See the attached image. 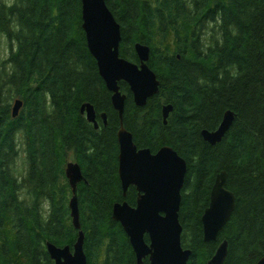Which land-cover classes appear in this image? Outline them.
Instances as JSON below:
<instances>
[{"label": "trees", "instance_id": "1", "mask_svg": "<svg viewBox=\"0 0 264 264\" xmlns=\"http://www.w3.org/2000/svg\"><path fill=\"white\" fill-rule=\"evenodd\" d=\"M105 1L120 25V56L138 63L134 44L147 45L159 81L144 106L119 83L122 124L138 148L171 146L187 165L178 212L187 264H206L224 240L222 264H254L264 256V0ZM81 25V0H0V264H53L46 241L73 245L68 161L83 175L76 196L87 264H137L112 218L113 204L133 206L137 193L130 186L123 196L120 121ZM85 102L98 128L80 113ZM227 110L234 119L211 145L201 130L215 129ZM222 170L235 208L206 242L201 215Z\"/></svg>", "mask_w": 264, "mask_h": 264}, {"label": "water", "instance_id": "2", "mask_svg": "<svg viewBox=\"0 0 264 264\" xmlns=\"http://www.w3.org/2000/svg\"><path fill=\"white\" fill-rule=\"evenodd\" d=\"M81 20L87 48L96 61L106 89L111 93V104L120 121L117 131V173L122 193L125 196L130 186L137 193L133 206L125 200L115 202L112 218L119 222L128 237L137 264H143L145 258L148 259V264H187L191 251L181 245L182 227L178 219L181 190L187 172L186 162L168 145L155 152L149 148H138L131 132L122 124L126 95L120 90V82L129 86L133 102L137 106H144L148 98L158 93L159 81L147 64L150 49L139 42L134 44L138 63L120 56V25L105 0H81ZM21 106L22 100L15 99L11 109L12 117L18 115ZM171 109L170 104L162 107L164 123ZM80 113L85 115L94 128H98L91 103H83ZM100 118L105 125V113H101ZM233 119V112L227 110L215 129L201 130L202 138L211 145L218 143ZM65 176L72 192L68 207L77 236L71 247H60L46 241V250L53 264H87L76 196V186L83 179L80 166L73 161L67 162ZM226 182V172H218L210 190L208 206L201 215L203 240L206 242L216 240L234 211L236 198L226 188ZM226 252L227 242L224 240L206 264H222ZM254 264H264V256Z\"/></svg>", "mask_w": 264, "mask_h": 264}, {"label": "rangeland", "instance_id": "3", "mask_svg": "<svg viewBox=\"0 0 264 264\" xmlns=\"http://www.w3.org/2000/svg\"><path fill=\"white\" fill-rule=\"evenodd\" d=\"M6 1H8V0H6ZM0 39H1L0 40V44L2 45L1 52H0V56H3L4 57L6 55V40H5L4 37H0ZM22 166H23L22 159H19L18 160V163H17V167L19 169H21Z\"/></svg>", "mask_w": 264, "mask_h": 264}]
</instances>
